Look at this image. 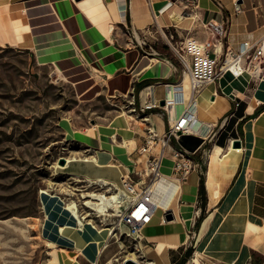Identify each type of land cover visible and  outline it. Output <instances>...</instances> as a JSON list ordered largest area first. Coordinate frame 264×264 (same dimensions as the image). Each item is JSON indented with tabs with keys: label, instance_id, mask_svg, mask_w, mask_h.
I'll use <instances>...</instances> for the list:
<instances>
[{
	"label": "crops",
	"instance_id": "obj_1",
	"mask_svg": "<svg viewBox=\"0 0 264 264\" xmlns=\"http://www.w3.org/2000/svg\"><path fill=\"white\" fill-rule=\"evenodd\" d=\"M235 2L242 8L240 13L234 12ZM10 7L17 8L11 12ZM0 10V18L7 13L18 26L17 43L3 39V44L29 49L39 64L55 67L78 96H129L133 113L96 125L97 135L93 127L78 133L77 138L91 149L88 159L76 158L64 167L81 181L102 180L117 186L125 171L137 179L134 164L146 130L152 127L164 133L168 120L177 116L172 109H146V104L174 97L173 85L186 73L168 44L142 45L136 35L159 28L172 34L176 44L192 38L202 41L209 34L206 22L226 20V46L238 49L242 42L254 43L264 34V0H197L195 7L181 0H0ZM186 59L192 64L190 55ZM248 82L249 78L235 79L226 73L205 85L194 107V132L169 140L161 175L175 178L168 156L174 148L188 152L192 168L180 180L176 208L163 212L164 218L167 212L172 214L165 221L182 224V236L165 246L161 264H264V94L260 93L264 81ZM125 138L132 140L130 146H124ZM237 139L242 144L239 161L211 202L209 154L215 145L226 150ZM217 178L220 181V173ZM119 230L128 232L124 225ZM65 233L74 243L56 247L58 264H122L126 258L157 264L149 253L156 251L159 239L141 230L136 241L127 235L108 237L97 253L79 230Z\"/></svg>",
	"mask_w": 264,
	"mask_h": 264
},
{
	"label": "rangeland",
	"instance_id": "obj_2",
	"mask_svg": "<svg viewBox=\"0 0 264 264\" xmlns=\"http://www.w3.org/2000/svg\"><path fill=\"white\" fill-rule=\"evenodd\" d=\"M169 35L150 28L136 37L142 45H165ZM129 99L110 93L92 99L78 96L55 67L39 64L29 49L0 42V264L50 262L40 191L78 204L80 193L98 188L88 187V181L68 175L56 163L60 157H87L91 149L77 134L107 125L117 115H131ZM168 156L172 160L171 151ZM78 209L83 215L90 212ZM88 218L97 227L114 221L100 223L92 214Z\"/></svg>",
	"mask_w": 264,
	"mask_h": 264
},
{
	"label": "built area",
	"instance_id": "obj_3",
	"mask_svg": "<svg viewBox=\"0 0 264 264\" xmlns=\"http://www.w3.org/2000/svg\"><path fill=\"white\" fill-rule=\"evenodd\" d=\"M181 1L190 7L197 5V0ZM241 11L240 4L235 2L234 12L240 13ZM226 23V20L221 23L213 20L206 22L205 27L209 34L202 41L192 38L176 44L172 34L167 37L169 48L185 67L186 73L190 77L191 96L185 101L177 83L173 85L175 96L163 100V105L153 102L146 104V109L160 106L165 112H169L168 100L173 99L184 109L177 116L168 120L169 126L166 132L158 133L152 127L146 130L144 144L139 148V157L134 164V173L138 176L137 179L133 178L131 172L125 171L121 174L118 186L102 180L88 181V187L92 184L98 186L95 190L98 193L108 196L116 194V198L111 200L113 206L108 208L107 214L96 216L100 223L114 218L112 223L107 224L114 229L112 237L124 234L131 236L136 241L141 228L151 221L156 209V204L152 199L153 189L155 181L161 175V160L166 155V149L172 136L178 137L182 133L194 132L195 129H192L191 125L196 120L195 101L204 86L217 82L226 73L231 74L235 79L243 73H247L249 75L248 84L254 80H261L264 62V34L254 43L244 41L238 49L228 48L226 46ZM187 54L192 57V64L186 59ZM171 157L172 173L180 181L187 176L192 168L191 160L188 157V152L180 148L172 149ZM83 194L87 195L88 192L80 193V198L83 200L78 203V206L90 210V213L95 216L96 213L86 204V201L91 200V197ZM128 198L126 204L116 212L114 204H120ZM81 215L83 214L81 213ZM121 225L126 226L128 232H119Z\"/></svg>",
	"mask_w": 264,
	"mask_h": 264
},
{
	"label": "bare ground",
	"instance_id": "obj_4",
	"mask_svg": "<svg viewBox=\"0 0 264 264\" xmlns=\"http://www.w3.org/2000/svg\"><path fill=\"white\" fill-rule=\"evenodd\" d=\"M94 7L98 8L97 6ZM16 8L17 7H10L9 10L14 12L13 10H16ZM16 28L18 29V26L14 22L12 23L11 19L8 17V14H3V16L0 18V42H2L3 39H6L10 40L12 43H17V41L14 40V32ZM60 75L63 78L65 77L62 73H60ZM241 78L242 80L247 81L249 75L247 73H243ZM260 81H264V76L261 77ZM177 86L180 87V92L183 94L184 100L187 101L191 96L190 77L188 73H184L183 78L177 84ZM260 93L264 94V89L261 88ZM197 100L198 96L195 101L196 104L198 103ZM168 103V109H172L174 114L178 115V113L181 112L177 109L180 105L175 103L173 99L168 100ZM250 126L251 122L247 124L246 129L249 130ZM194 127L195 123H192L191 128L194 129ZM96 128V125H94L92 128V130L95 132V135H97ZM92 130L91 133H93ZM131 141V139L125 138L124 146H130ZM241 153L242 150L240 147H233L232 144H230L226 150H223L222 147L215 145L209 154L207 185L211 202H215L222 192L223 187L227 183L226 181H228L232 175V172L239 161ZM64 158L65 163L63 165L56 163V166L64 168L68 166L70 160L76 159L75 157ZM86 158L88 159V157ZM90 158L98 162V158L96 156H91ZM218 173H220L221 176L220 181L217 178ZM89 181L92 182L94 180ZM181 189L182 184L180 181L177 178L171 177L167 173L160 175L154 184L152 199L156 204V209L151 221L141 228V232L150 238L159 239V244L157 245L156 251L149 253V256H152L154 259H156L157 264H161V259L165 257V246H167V244L170 242L178 241V236H182V224H174L172 222L165 221L163 216V212L167 209L176 208ZM83 195L91 197V200L86 201V204L90 206V209L96 213L95 216L106 215L108 208L113 206V204H111V200L116 198V194L108 196L95 191L88 192L87 195ZM40 197L45 211V221L43 223L42 234L44 236L46 245L52 249L50 252L51 259L48 264H58L56 257V247L59 244L66 246L73 245L74 240L65 233L66 229L79 230V232H81L89 241V245H91L94 253H97L102 244L105 243L106 239L114 233V229L111 226L97 227L94 223V220L92 218H88V216H90L92 213L87 212L85 215H81L78 209V204L73 199L66 203L60 196L51 194L47 190H41ZM128 200L129 198L120 204H114L116 212H118ZM211 218L212 216H209L206 219L205 225L211 220ZM221 220H225L224 214ZM233 221L236 223V216L234 217ZM78 250L81 251V249Z\"/></svg>",
	"mask_w": 264,
	"mask_h": 264
},
{
	"label": "water",
	"instance_id": "obj_5",
	"mask_svg": "<svg viewBox=\"0 0 264 264\" xmlns=\"http://www.w3.org/2000/svg\"><path fill=\"white\" fill-rule=\"evenodd\" d=\"M160 104L163 105L164 101L160 102ZM231 144H232L233 147H241V145H242L240 139L232 141ZM58 163L63 165L65 163V158L64 157H60L59 160H58ZM165 219L166 220H171L172 219V214L170 212H167L166 215H165ZM122 264H140V263L137 262L136 260L132 259V258H126V259H124Z\"/></svg>",
	"mask_w": 264,
	"mask_h": 264
}]
</instances>
